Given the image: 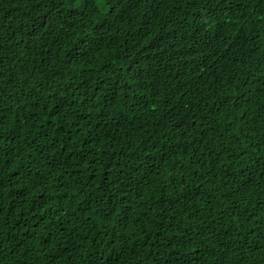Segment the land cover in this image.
Returning <instances> with one entry per match:
<instances>
[{"label":"trees","instance_id":"trees-1","mask_svg":"<svg viewBox=\"0 0 264 264\" xmlns=\"http://www.w3.org/2000/svg\"><path fill=\"white\" fill-rule=\"evenodd\" d=\"M0 264H264V0H0Z\"/></svg>","mask_w":264,"mask_h":264}]
</instances>
